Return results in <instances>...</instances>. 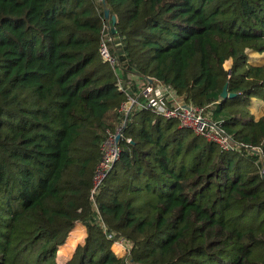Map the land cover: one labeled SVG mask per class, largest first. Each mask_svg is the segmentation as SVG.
I'll return each instance as SVG.
<instances>
[{"label": "trees", "instance_id": "16d2710c", "mask_svg": "<svg viewBox=\"0 0 264 264\" xmlns=\"http://www.w3.org/2000/svg\"><path fill=\"white\" fill-rule=\"evenodd\" d=\"M91 1L0 0V264H65L66 247L57 253L78 222L86 242L67 264H264L259 156L223 152L149 110L130 114L132 142L119 141L97 208L90 199L96 147L127 99L99 56L104 3L124 72L188 105L217 104L222 128L264 154V117L249 110L264 101V65L248 54H264V0H101L96 17ZM226 84L236 97L221 98ZM121 237L128 258L112 251Z\"/></svg>", "mask_w": 264, "mask_h": 264}, {"label": "built area", "instance_id": "2783aa9c", "mask_svg": "<svg viewBox=\"0 0 264 264\" xmlns=\"http://www.w3.org/2000/svg\"><path fill=\"white\" fill-rule=\"evenodd\" d=\"M115 25V18L104 20L99 44V56L117 74L118 91L124 93L127 99L118 110L120 116L116 131L109 132L104 143L105 147H110L111 153H106V156L97 166L94 175L90 195L94 208H97L96 196L120 156V148L119 144L116 143V137L120 134L121 139H125L128 143L132 142L124 131L130 114L137 110H149L167 120L177 121L181 128L191 130L195 135L216 144L223 152L241 153L245 151L258 155L260 174L264 177V154L262 150L250 149L249 146L237 142L229 135L222 128L220 122L212 119L213 114L209 112L211 105L204 107L188 105L183 102V98L171 86L132 72H124L119 59L113 52V49L119 50L117 45L121 44ZM110 238L112 237L110 236ZM115 243L124 246L126 252L130 253L132 244H129L125 238H118Z\"/></svg>", "mask_w": 264, "mask_h": 264}, {"label": "crops", "instance_id": "0c3cea01", "mask_svg": "<svg viewBox=\"0 0 264 264\" xmlns=\"http://www.w3.org/2000/svg\"><path fill=\"white\" fill-rule=\"evenodd\" d=\"M232 65H233L232 61L231 62L227 61L226 70L230 71V69L232 68ZM261 65H264V64H261ZM183 102H185L184 99H183ZM249 110L251 114L254 116L255 121H259L260 119L264 117V101L259 100V99H252ZM213 117H214V113H213ZM86 238H87V228L82 222H78L75 228L69 233V236L66 239V242L62 246L59 247L56 260H58L60 249L66 247V251H67L66 253L67 255L70 256V258L65 262V264H67L74 257V254L77 248L85 244ZM70 239L73 241L72 244H68ZM112 251L119 258H128L130 255V253L126 252V250L124 249V246L117 244V243H115L112 246ZM57 263L60 264L58 261Z\"/></svg>", "mask_w": 264, "mask_h": 264}, {"label": "rangeland", "instance_id": "374dc122", "mask_svg": "<svg viewBox=\"0 0 264 264\" xmlns=\"http://www.w3.org/2000/svg\"><path fill=\"white\" fill-rule=\"evenodd\" d=\"M94 3H92V1L90 3H88L87 5L89 6V8L92 10V16L96 17L95 15H99L101 14V11H102V8H101V4L99 3V0H93ZM88 20V19H86ZM81 21H84V19H82ZM89 22H93V20H88ZM78 36L82 37V38H85V34H83L82 32L80 33H77ZM133 42H137V38L135 36H133ZM119 47V50L121 48V44L118 46L117 45V49ZM248 54H249V59H250V63L253 64V65H261V64H264V54H257V53H252V51H248ZM230 62L233 60H229ZM233 66V65H232ZM225 69H226V63H225ZM221 96V95H220ZM219 110V106L217 105H211V107L209 108V112L211 114L215 113L216 111ZM219 116L222 118L226 117V112L224 111H220L219 112ZM221 118H216V117H213L212 119L214 121H219V119ZM184 133H187L184 131ZM183 133V134H184ZM182 138V137H180ZM106 141V140H105ZM104 141V143H105ZM183 142L185 143V148H188L189 147V144L190 142L187 140V139H183ZM104 143L102 145V143H100L97 147H96V150L98 151H101V154H102V157L100 158V162L99 164L101 163V161L103 160V158L106 156V153L108 152V154L111 153V149L109 146H104ZM185 150V149H184ZM95 159V158H94ZM191 161H192V156L191 155H187V158L185 159V164L187 166H189L191 164ZM91 163L93 164L94 163V160L91 161ZM129 244H131L129 242Z\"/></svg>", "mask_w": 264, "mask_h": 264}, {"label": "water", "instance_id": "95a60500", "mask_svg": "<svg viewBox=\"0 0 264 264\" xmlns=\"http://www.w3.org/2000/svg\"><path fill=\"white\" fill-rule=\"evenodd\" d=\"M104 6H105V19H109L110 18V11L109 9L106 7V4L104 3ZM237 95L236 94H230L229 91H228V85L226 84L222 90V93H221V98L222 99H228V98H234L236 97ZM121 140V135H117L116 137V143L119 144V141Z\"/></svg>", "mask_w": 264, "mask_h": 264}]
</instances>
